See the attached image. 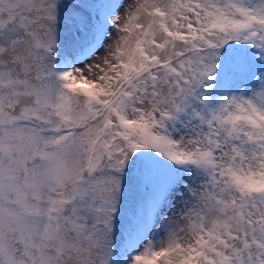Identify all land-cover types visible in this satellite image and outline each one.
Listing matches in <instances>:
<instances>
[{
    "label": "snow or ice",
    "instance_id": "1",
    "mask_svg": "<svg viewBox=\"0 0 264 264\" xmlns=\"http://www.w3.org/2000/svg\"><path fill=\"white\" fill-rule=\"evenodd\" d=\"M0 264H264V0H0Z\"/></svg>",
    "mask_w": 264,
    "mask_h": 264
}]
</instances>
